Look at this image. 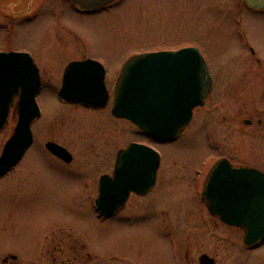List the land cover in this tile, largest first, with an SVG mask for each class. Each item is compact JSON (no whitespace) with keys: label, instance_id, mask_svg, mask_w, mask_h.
<instances>
[{"label":"rangeland","instance_id":"1","mask_svg":"<svg viewBox=\"0 0 264 264\" xmlns=\"http://www.w3.org/2000/svg\"><path fill=\"white\" fill-rule=\"evenodd\" d=\"M48 7L32 20L17 22L7 36L0 29V50L19 51L42 44L39 52L44 51L48 56L39 61L44 76L53 84L41 96L46 108L60 106L53 89L58 82L56 69L71 58L102 59L114 77L131 55L195 46L205 55L212 74L217 68L235 65L228 55L233 47L231 40L221 34L224 26H215L214 19L218 20L219 16L210 9L208 0H112L107 8L89 14H80L64 5L60 21L71 27V33L54 22L51 24ZM56 41L62 46L52 45ZM57 52L61 53L48 59ZM201 113V110L196 111L195 115ZM188 135L160 148L164 161L155 189L156 211L145 215L97 216L92 192L77 178L93 176L95 170L90 166L91 169L84 166L81 171L71 173L48 164H35L32 171L35 182L28 183L26 179L0 182V264L7 252H15L23 258L48 233L51 234L44 243L52 245L62 238L66 244L62 242V249L55 252L51 246V249L47 247L50 251L45 257L42 255L43 259L54 256L69 260L75 255L76 263L72 264H140L143 261L166 264V261L179 260L181 257L170 247L168 237L156 230L160 227L159 210L169 214L171 225L178 223L181 215L190 217L202 211L197 187L191 191L187 181L176 177L185 171L183 174L188 178L187 168H194L200 157L213 154L211 148L200 144L204 137L198 142L199 136L192 134L188 139ZM132 136L129 133L127 140ZM193 136L196 139L192 142ZM133 202L135 200L129 204ZM224 232L233 241H225V238L215 241L206 235L205 246L200 249L216 244L212 253L221 260L231 261L230 264L264 261V242L247 248L241 241L240 231ZM35 250L34 259L38 255ZM194 253L196 251L191 252Z\"/></svg>","mask_w":264,"mask_h":264},{"label":"flooded vegetation","instance_id":"2","mask_svg":"<svg viewBox=\"0 0 264 264\" xmlns=\"http://www.w3.org/2000/svg\"><path fill=\"white\" fill-rule=\"evenodd\" d=\"M208 4L210 9L215 12V16H219L218 20L214 19L215 26H224L221 34L223 33L226 38L231 40L233 47L228 55L234 59L235 65L229 68H217L212 74L206 61L211 78L210 91L204 98L203 104L193 109L192 116L182 131L171 141L156 140L146 135L128 119L112 114L116 79L128 58L122 60V66L115 72L114 77L109 73V68L102 59H95L104 68L103 81L108 98L103 106L68 102L59 96L58 90L62 84L63 72L67 64L71 61L85 60L88 57L68 59L62 67L56 69L59 71L58 82L53 89L57 92L60 106L46 108L43 106L41 96L44 90L53 84L51 85L49 79L44 76L45 72L39 61L46 55L44 51H42L43 53L39 52V47L42 44L37 45L38 49L35 47L19 50L28 53L37 68L39 85L34 100L38 115L30 123L31 143L12 166L0 173L1 184L6 180L8 182H23L26 179L28 183L35 182L32 177L35 164H48L57 170L61 168L71 173L81 171L84 166L89 169L93 167L95 170L93 176L85 175L77 178L78 182L89 188L95 201L99 193L100 178L102 176L114 178V169L119 153L122 158L130 143L143 144L152 150L153 154L149 155L152 160L154 152L158 155V165L153 183L144 192L130 191L123 207L111 216L121 213L145 215L156 211L155 189L158 185L159 169L164 161V155L160 148L168 146L169 143H173L186 133H189L188 139L192 134H196L195 136L200 137L197 138L198 142L204 137L200 144L211 148L213 154L209 153L200 157L201 159H198L194 168H187L188 178L183 174L185 171L176 178L181 177L180 180L187 181V186L191 191L194 186L197 187V196L202 211L200 210L198 215L191 214L190 217L181 215L178 217L179 222L174 223L177 226L175 227L172 223V227L169 223L170 216L167 217L169 214L161 209L159 210L161 216L157 218L160 227L156 230L163 231V235L168 237L170 247L181 257L176 261H166V264H230L231 261L221 260L216 253H212L216 244L206 249H200L203 245L205 246L206 235L215 241H221L222 238L228 242L233 241L229 240L228 235L225 234L226 230H234L235 233L240 231L241 241H243V230L240 227L228 225L221 220L219 214L210 212L206 205L205 190L210 171L214 166H219L218 176L224 186H229L232 180L237 182L244 178L248 181L251 178L248 170L259 172L264 177V0L249 2L247 0H208ZM64 5L70 6L80 14H89L105 9L110 4L96 10L84 11L66 0H0V29L4 36H7L17 22L32 20L44 7L49 6L48 17L51 24L54 22L71 33V27L60 21L61 7ZM54 39L56 40V37ZM52 45L62 46L57 41ZM61 52L53 53L48 59L57 57ZM203 57L206 60L205 55ZM51 65L53 66V64ZM20 95V90L13 93L6 104V119L0 130V155L4 142L12 136L19 119ZM200 110L202 113L200 116H196V111ZM56 118L59 120L58 123L53 122ZM129 133L133 136L127 140L126 137ZM195 139L196 137L193 136L192 142ZM49 142L63 147L68 155L61 156L52 152L47 147ZM120 159L119 168L122 167L124 172L126 165L124 159L123 163L120 162ZM237 170L245 171L246 177L243 174H237L235 172ZM121 176L124 179L125 172ZM217 193L216 202L218 198H221V185H219ZM131 200H135V202L129 204ZM97 216L108 217L98 214ZM50 234L45 235L41 242L38 241L34 244L33 249L23 258L15 252L5 253L2 263H76V260H73L75 255L69 260L57 259L54 256L52 258L48 256L47 259L41 258L42 255H44L43 257L48 255L47 251L50 250L47 247L51 246L52 252H55L62 249V242L64 245L66 244V240H62V238L52 245L44 243ZM263 242L264 240H258L249 246L242 243L247 248H253L262 245ZM34 249H36L35 254L38 253L36 259L32 256ZM194 251L196 253L191 254ZM153 263L159 264V261L140 262V264ZM261 264H264V261Z\"/></svg>","mask_w":264,"mask_h":264},{"label":"water","instance_id":"3","mask_svg":"<svg viewBox=\"0 0 264 264\" xmlns=\"http://www.w3.org/2000/svg\"><path fill=\"white\" fill-rule=\"evenodd\" d=\"M68 1L81 10L91 11L111 0ZM37 77V68L28 53L0 52V130L5 123L10 95L21 91L19 119L12 136L3 145L0 173L12 166L31 143L30 123L38 115L34 100L39 85ZM103 79L104 68L98 61L90 58L71 61L64 69L58 94L68 102L103 106L108 98ZM210 86L208 68L197 47L137 54L125 62L116 79L112 114L128 119L156 140L171 141L189 122L193 109L203 104ZM47 147L61 156L68 155L55 143L49 142ZM151 153L149 147L138 143H130L122 158L119 153L114 178H100L95 201L99 212L111 216L123 207L130 191L144 192L153 183L158 155L154 152L152 160ZM119 159L122 163L124 159L126 165L124 179ZM219 169L214 166L207 180L208 209L219 214L223 222L241 227L246 245L263 240L264 177L248 170L251 177L248 181L244 178L237 182L232 180L229 186H224L218 176ZM235 172L246 177L243 170ZM219 185L221 198L216 202Z\"/></svg>","mask_w":264,"mask_h":264}]
</instances>
